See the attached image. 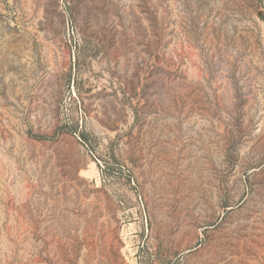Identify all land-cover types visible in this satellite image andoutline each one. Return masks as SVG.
<instances>
[{
    "label": "rangeland",
    "instance_id": "rangeland-1",
    "mask_svg": "<svg viewBox=\"0 0 264 264\" xmlns=\"http://www.w3.org/2000/svg\"><path fill=\"white\" fill-rule=\"evenodd\" d=\"M0 264H264V0H0Z\"/></svg>",
    "mask_w": 264,
    "mask_h": 264
},
{
    "label": "trees",
    "instance_id": "trees-1",
    "mask_svg": "<svg viewBox=\"0 0 264 264\" xmlns=\"http://www.w3.org/2000/svg\"><path fill=\"white\" fill-rule=\"evenodd\" d=\"M84 136V134H82V137Z\"/></svg>",
    "mask_w": 264,
    "mask_h": 264
}]
</instances>
